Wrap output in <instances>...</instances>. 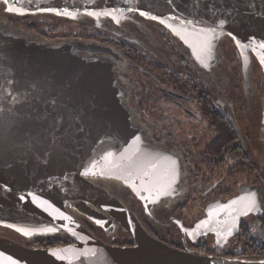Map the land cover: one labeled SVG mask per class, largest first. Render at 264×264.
Listing matches in <instances>:
<instances>
[{"label":"water","instance_id":"obj_1","mask_svg":"<svg viewBox=\"0 0 264 264\" xmlns=\"http://www.w3.org/2000/svg\"><path fill=\"white\" fill-rule=\"evenodd\" d=\"M17 15H82L115 23L138 14L164 26L196 58L232 40L244 84L256 60L264 76V0H0ZM77 41L36 43L0 31V228L18 235H68L73 244L26 247L0 236V264H264L174 249L150 236L120 201L86 178L119 180L148 207L174 189L178 163L145 146L122 105L110 64ZM240 196L216 203L197 227L216 234L252 210ZM115 219L134 246L94 237L69 209L96 223ZM254 213V212H253ZM233 217V218H232ZM232 218V219H231Z\"/></svg>","mask_w":264,"mask_h":264},{"label":"flooded vegetation","instance_id":"obj_2","mask_svg":"<svg viewBox=\"0 0 264 264\" xmlns=\"http://www.w3.org/2000/svg\"><path fill=\"white\" fill-rule=\"evenodd\" d=\"M38 20L78 32L58 36L35 31L24 22ZM56 28H52V31ZM0 31L36 43L52 45L77 41L99 49L82 53L111 65L122 105L145 146L163 150L178 163L174 189L148 207L119 180L86 178L120 201L146 232L180 251L236 259H264V76L252 59L250 84H244L237 50L228 36L219 39L214 53L196 58L191 49L164 26L138 14L115 23L82 15L77 21L50 14L17 15L0 3ZM236 67L233 68L234 61ZM252 210L233 228L216 234L198 228L208 208L240 196ZM100 222L70 208V213L94 237L112 246H134L131 236L104 211ZM254 212V213H253ZM233 218V217H232ZM231 218V219H232ZM26 247L73 244L66 234L25 238L7 230Z\"/></svg>","mask_w":264,"mask_h":264},{"label":"rangeland","instance_id":"obj_3","mask_svg":"<svg viewBox=\"0 0 264 264\" xmlns=\"http://www.w3.org/2000/svg\"><path fill=\"white\" fill-rule=\"evenodd\" d=\"M4 6H5V4H4ZM25 24L26 25L30 24L35 29V31H39L41 33H46V35H51L50 32H54L58 36H64L65 33H67L68 31L72 32L71 33L72 35H75L76 32H78V27L76 25H70L69 27H65L64 28L63 27V23L62 24H58V25H52V24H46L44 22H39L38 20H30V21L24 22L23 25H25ZM52 28H56V30L52 31ZM65 36H68V35H65ZM233 62H234L233 68H237L235 60ZM256 66H258L260 68V66L258 65L257 62H256ZM7 230L8 229L0 228V232L2 231V233L6 234V235L9 234V232H6ZM49 240L51 241L53 239H51V237H50Z\"/></svg>","mask_w":264,"mask_h":264}]
</instances>
